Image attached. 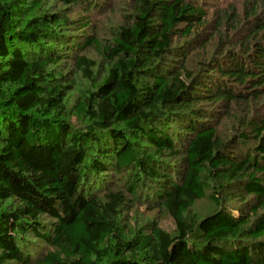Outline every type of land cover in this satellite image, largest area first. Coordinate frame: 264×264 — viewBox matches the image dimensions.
<instances>
[{
	"label": "trees",
	"instance_id": "1",
	"mask_svg": "<svg viewBox=\"0 0 264 264\" xmlns=\"http://www.w3.org/2000/svg\"><path fill=\"white\" fill-rule=\"evenodd\" d=\"M110 1L0 0V264H264V0Z\"/></svg>",
	"mask_w": 264,
	"mask_h": 264
},
{
	"label": "rangeland",
	"instance_id": "2",
	"mask_svg": "<svg viewBox=\"0 0 264 264\" xmlns=\"http://www.w3.org/2000/svg\"><path fill=\"white\" fill-rule=\"evenodd\" d=\"M128 0H111L110 6H112L111 11L105 10L102 15L93 17V22L98 23L97 26L100 31V36L102 38H107L108 34L114 31V27L117 26L119 21L122 20L123 15L128 12L126 11ZM232 0H220L218 3H209L207 6V11L209 12L210 18L216 15L219 9L224 8L228 3ZM236 4V8L243 14L245 10V6L243 5L244 0H233ZM243 17V16H241ZM231 36V35H230ZM242 36L239 35V38ZM239 40V39H238ZM211 46H207L208 52L211 51ZM190 61L189 67L192 66L193 62L199 61V56L203 55L201 48L195 49L194 52L190 51L188 53ZM87 56L96 61L97 67L95 73L101 78L103 73H101L102 68V60L100 56H98L95 52L89 51L87 52ZM66 66H61L59 69H64V73L67 75V83L71 86V92L68 93L66 99V105L71 110L82 92L88 91L90 88L89 83L82 77L81 73L76 71H72L71 63ZM74 121V120H73ZM227 126H231V123ZM226 126V127H227ZM225 127V128H226ZM225 131V129H224ZM213 210H215V205L208 200L198 201L196 206L194 207L193 214L196 215L199 219L205 217L210 214ZM126 221L131 228L135 230L142 229L150 230L152 224H157L161 229L170 234L171 236H175L177 232V227L175 221L164 211H160L155 208L151 203L147 200L140 201L133 206H129L127 208V212L125 213Z\"/></svg>",
	"mask_w": 264,
	"mask_h": 264
}]
</instances>
